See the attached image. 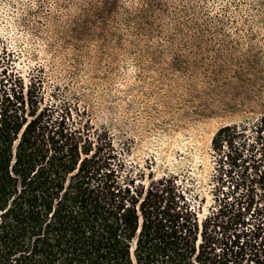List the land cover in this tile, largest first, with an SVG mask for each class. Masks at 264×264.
Segmentation results:
<instances>
[{"label": "trees", "instance_id": "1", "mask_svg": "<svg viewBox=\"0 0 264 264\" xmlns=\"http://www.w3.org/2000/svg\"><path fill=\"white\" fill-rule=\"evenodd\" d=\"M209 154L207 180L134 174L80 102L0 47V264H264V110Z\"/></svg>", "mask_w": 264, "mask_h": 264}, {"label": "rangeland", "instance_id": "2", "mask_svg": "<svg viewBox=\"0 0 264 264\" xmlns=\"http://www.w3.org/2000/svg\"><path fill=\"white\" fill-rule=\"evenodd\" d=\"M0 47L80 102L134 174L207 180L215 132L264 110V0H0Z\"/></svg>", "mask_w": 264, "mask_h": 264}]
</instances>
